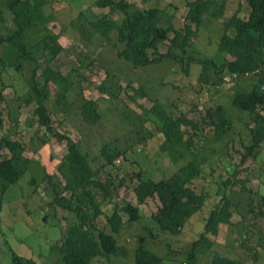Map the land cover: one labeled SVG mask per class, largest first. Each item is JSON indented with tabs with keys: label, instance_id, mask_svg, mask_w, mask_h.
<instances>
[{
	"label": "rangeland",
	"instance_id": "rangeland-1",
	"mask_svg": "<svg viewBox=\"0 0 264 264\" xmlns=\"http://www.w3.org/2000/svg\"><path fill=\"white\" fill-rule=\"evenodd\" d=\"M44 1V13L51 15V18L44 24L45 27L40 26L41 32L45 28L58 33V41L63 46L51 63L61 79L51 82L52 97L45 101L53 125L78 141L95 168L105 162L100 156L103 146L111 144L112 147L127 150L112 165L101 170L114 186L122 175L123 183L111 191L110 200L100 198L103 214L96 221L99 228L110 231L107 217L122 202L136 205L133 187L137 180L129 176L133 172L140 171L143 178L160 180L169 177L193 158V161L199 158L203 160L193 163L196 171L193 187L196 192L205 195V200L202 208L184 222L178 235H171L159 228L153 215L157 213L160 203L158 198H149L140 205L139 220L128 223L127 215L122 214L123 225L114 236L119 247L118 254L110 260L97 258L92 264H135V252L141 247L161 257L163 264H187V255L192 243L204 231L209 210L221 206L225 199L232 204L239 203L238 207L229 206L233 213L231 223L220 224L215 235H205L204 239L210 245L198 249L195 264H210L215 255L240 264H264V215L257 213L259 210L264 212L261 201V195H264V144L255 158L249 157L244 164L238 165L242 146L250 144L249 126L246 125L249 116L230 103L235 89L254 84L257 77L248 75L234 80L229 75H223L225 83L219 88L198 82L202 69L198 61L220 59L218 42L224 30L223 22L228 21L235 12L246 18L249 8L245 0H225V10L220 18L204 15L201 25L191 36L185 54L173 50L175 55H180L181 61L164 59L136 70L117 58L122 43L114 36L105 42L89 25L88 16L93 14L108 13V16L119 21L122 17L120 13L97 7L95 0ZM127 2L133 9H165L167 14H172L176 29L183 27L188 10L187 0ZM5 17L6 24L10 26L11 16L6 11ZM1 31L3 34L9 33L6 26ZM30 37L32 43L37 44L35 33H31ZM167 46V41L159 45L160 54H165ZM150 56L151 59L158 57L152 50ZM6 65L7 62L2 60L0 69H5ZM22 65L24 76L29 78L34 64L23 62ZM106 74L112 75V82L120 87L115 99H110L98 89L106 80ZM22 76L15 73L16 82L3 76L7 87L0 98V136L20 139L26 145L30 144V139L38 144L36 137L43 140L47 133L42 125H38L33 114L35 103L26 105L20 100L22 81L19 79ZM137 89H142L146 97L135 101L132 97ZM57 91L64 94L71 105L67 115H63L62 106L54 102ZM85 101H97L100 116L95 113L82 115L80 107ZM155 103L168 109L175 117L186 115L201 128L202 131L198 132L190 125L180 124L181 128L188 130L184 138L191 141L187 150L184 147L172 150L167 142L165 144L164 135L159 131L161 123L159 125V120L150 110ZM216 106L223 107L231 118V130L221 137L214 132V123L209 121L217 120ZM140 151L145 152L146 157L139 155ZM1 152L8 155L6 150ZM65 153V140L53 136H48L37 152L26 149L31 163L18 181L8 187L1 205L0 264H12V253L35 264H58L61 261L55 246L60 243L67 225L75 218L70 212L47 205L52 197V189L43 172L56 173ZM234 170L237 173L233 177ZM229 177L235 182L225 186L224 181ZM237 180L244 181V190ZM249 204L255 211L253 214L247 213Z\"/></svg>",
	"mask_w": 264,
	"mask_h": 264
},
{
	"label": "trees",
	"instance_id": "trees-1",
	"mask_svg": "<svg viewBox=\"0 0 264 264\" xmlns=\"http://www.w3.org/2000/svg\"><path fill=\"white\" fill-rule=\"evenodd\" d=\"M245 2L249 8L246 18L240 17L235 12L228 21L223 22L224 30L218 42L220 59L198 61L202 66L198 82L210 87H221L225 83L222 79L223 75H229L234 80H240L248 75L257 77L254 84L235 89L230 101L232 107L246 112L249 116L246 125L249 126L250 144L242 146L238 165L244 164L249 157L255 158L264 144V0H245ZM44 4V0H0V62L2 60L7 62L6 68L0 69V98L3 89L7 87L3 82V76L16 82L14 74H23L19 79L22 81L19 89L22 93L20 100L26 105L35 103L33 114L38 125H42L47 133L46 137H42L43 140L36 137L38 144L30 139L29 145L20 139L7 135L0 136V210L6 190L18 181L31 163V159L26 156V149L37 152L40 145L44 144V140L48 136H53L65 140L66 153L58 163L56 173L43 172V177L52 189V197L47 205L53 209L58 207L70 212L75 218L67 225L60 243L55 246L56 252L61 257L58 264H92L97 258L110 260L111 257H115L119 247L117 248L114 236L119 233L123 225L122 214L127 215L128 223L139 220L140 205L145 204L149 198H158L160 203L157 213L153 215L159 228L171 235H178L184 222L202 208L205 200V195L196 192L193 187L196 177L193 163L195 161L201 163L203 161L201 158H195V161L193 158L169 177L160 180L143 178L140 171L133 172L129 176L137 180V184L133 187L136 205L122 202L121 206L114 209L107 217L110 231L101 229L97 225V219L103 214L100 198L110 200L111 191H115L123 183L122 175L118 184L114 186L101 170L112 165L127 150L119 146L112 147L111 144L103 146L100 156L105 162L101 167L95 168L88 155L82 151L78 141L68 133L57 130L53 125L45 101L52 97L51 82L61 79L58 71L51 67V63L63 50V46L58 41L60 37L58 33L45 28L44 32H41L40 26L46 25L47 20L51 18V15L44 13ZM95 4L97 7L108 8V11L122 15L118 21L108 16V13L93 14L88 16V21L105 42L110 41L114 36L123 44L117 51V58L134 70L159 63L164 59L181 61L180 55H175L173 50L185 54L191 36L201 25L203 16L207 14L220 18L225 10V0H187L188 10L184 16V25L181 29H176L172 23V14H167L165 9L158 7L133 9L127 0H95ZM5 11L11 16L10 26L6 24ZM4 26L8 34H3L1 31ZM31 33H35L38 38L37 44L32 43ZM166 41L167 51L165 54H160L159 45ZM151 50L158 57L151 59ZM19 61L34 64L29 78L24 76L23 65L18 63ZM112 79V75L106 74V80L98 89L110 99H115L117 89L120 87L113 83ZM133 92L132 100L146 97L142 89ZM54 102L56 105H61L62 114L67 115L71 105L65 99V95L57 91ZM150 110L159 120V125L161 123L159 131L164 135L165 144L167 142L172 150L179 147L187 150L191 142L189 138H184L188 130L181 128L180 124L190 125L194 131H202L186 115L180 114L175 117L158 103H155ZM80 112L82 115L95 113L100 116L97 101H85L80 107ZM215 113L217 120L209 121L214 123V132L221 137L231 130V118L220 106L215 107ZM251 123L252 125H249ZM139 138L145 139L144 136ZM3 150H6L8 155L3 154L1 152ZM139 155L146 157L145 152L140 151ZM235 173L237 171L234 170L233 177ZM234 182L235 180L229 177L224 181V185L228 186ZM236 182H240L244 190V181ZM261 201L264 203V195H261ZM231 205L238 207L239 203L232 204L230 200L225 199L221 206L217 205L209 210L205 217L204 231L192 243L191 251L187 255V264L197 262L199 248L209 247V242L204 239L206 234L215 235L220 224L231 223L230 219L233 216L229 210ZM248 207L247 213L253 214L255 211L252 205L249 204ZM257 213L264 215L260 210ZM43 218L45 219L46 215ZM11 255L12 264H35L32 260L21 258L14 253ZM134 263L163 264V259L141 247L135 252ZM210 264L240 263L215 255Z\"/></svg>",
	"mask_w": 264,
	"mask_h": 264
},
{
	"label": "crops",
	"instance_id": "crops-1",
	"mask_svg": "<svg viewBox=\"0 0 264 264\" xmlns=\"http://www.w3.org/2000/svg\"><path fill=\"white\" fill-rule=\"evenodd\" d=\"M46 171V170H45ZM46 173H48V172H46Z\"/></svg>",
	"mask_w": 264,
	"mask_h": 264
}]
</instances>
